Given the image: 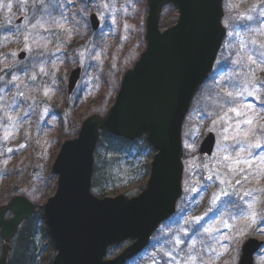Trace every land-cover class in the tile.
I'll list each match as a JSON object with an SVG mask.
<instances>
[{"label":"rangeland","instance_id":"obj_1","mask_svg":"<svg viewBox=\"0 0 264 264\" xmlns=\"http://www.w3.org/2000/svg\"><path fill=\"white\" fill-rule=\"evenodd\" d=\"M222 7L226 35L217 64L182 126L176 213L126 264H238L251 238L262 243L253 264H264V147L247 146L257 140L264 146V0H223ZM92 14L99 21L95 32ZM177 14L166 6L161 28L175 24ZM146 18L145 0H0V207L12 199L14 186L37 207L54 195L51 166L62 143L77 136L85 118L104 114L113 103L123 74L145 48ZM77 68L80 78L68 94ZM209 133L215 144L206 157L199 148ZM136 152L111 154L117 178L133 181V170L154 155L147 150V158H133ZM142 176L129 183L135 195L147 182ZM117 195L125 194L109 197ZM49 241L47 234L38 237L39 264L55 255Z\"/></svg>","mask_w":264,"mask_h":264},{"label":"water","instance_id":"obj_2","mask_svg":"<svg viewBox=\"0 0 264 264\" xmlns=\"http://www.w3.org/2000/svg\"><path fill=\"white\" fill-rule=\"evenodd\" d=\"M222 4L223 0H145L144 51L123 74L111 107L103 115L85 118L77 137L63 142L51 166L56 190L41 209L56 252L51 264H125L175 214L182 194V125L226 35ZM168 5L175 7L178 16L175 24L162 29L161 13ZM89 22L96 31V16L90 15ZM24 58V53L18 55ZM79 77V68L70 73L68 94ZM101 132L130 142L145 137L154 149L148 182L137 196L92 194L94 151ZM214 142L209 133L200 154L210 156ZM37 209L21 195L0 207V264H6L9 244L21 223ZM125 241L131 243L105 259L108 248ZM261 246L253 238L246 240L238 264H253Z\"/></svg>","mask_w":264,"mask_h":264},{"label":"trees","instance_id":"obj_3","mask_svg":"<svg viewBox=\"0 0 264 264\" xmlns=\"http://www.w3.org/2000/svg\"><path fill=\"white\" fill-rule=\"evenodd\" d=\"M57 119L62 122L61 116H58ZM103 147H105V149H103ZM97 148L99 151H97ZM97 148L94 154L95 164L91 186L93 195L98 198H104L123 192L126 196H134L136 193L133 188L129 187V183H137L138 180L141 179L142 175L147 178L149 162L147 163L146 161H142L139 171L136 172L133 170V181H130L129 179H120L117 178L114 171L111 170L114 165L113 162L116 160L111 158V154L122 152L121 154L126 153L130 155L131 153L129 152L136 149L137 152L133 158L140 157L144 159L147 158V156H151L152 149L148 143L144 139H139L133 143H129L123 139H117L108 134L102 133L98 141ZM102 150H104V153H102ZM147 150H150V155L146 156L144 151ZM152 152L154 151L152 150ZM24 192L26 191H21L18 186H14L10 189L9 196L14 197L17 195H24ZM41 234H46V229L44 227L41 209H38L30 218L20 225L17 233L13 237L10 243V252L7 264H39L40 252L38 250V237ZM48 245L53 251L50 241L48 242ZM117 249L118 248L116 247L110 248L107 252V257H111L115 254ZM51 260V258L48 259L47 264H50Z\"/></svg>","mask_w":264,"mask_h":264},{"label":"snow or ice","instance_id":"obj_4","mask_svg":"<svg viewBox=\"0 0 264 264\" xmlns=\"http://www.w3.org/2000/svg\"><path fill=\"white\" fill-rule=\"evenodd\" d=\"M7 7L9 8V10H11V7H12V5L11 4H9V5H7ZM261 57H262V59H261V61H260V63L261 64H264V53H261ZM249 59L251 60V57H249ZM253 63H256V61H252ZM247 89H245V91H246ZM47 94V93H46ZM249 95H252V93L251 92H249L248 93ZM228 95L229 96H231L232 95V93H228ZM233 111H237L236 109H233ZM240 113L237 111V115H239ZM246 123H251V121H246ZM245 136H247V133L245 134ZM238 143H239V141H238ZM248 148H252V149H261L262 147H264V146H262V144L259 142V140H257V142L256 143H251V142H248ZM241 151H244L245 149H244V147L242 146L241 147V149H240ZM9 151H12L11 149L9 150ZM252 155V153L251 152H249V156H251ZM226 159H227V157H226ZM244 162H247V161H244ZM262 162H264V158H262ZM212 177L211 176H209L208 177V179H211ZM237 182H239V181H237ZM245 195H247V193H245ZM215 199L216 198H214V200H213V202H215ZM249 207H251V205H249ZM201 218H196V223H199V220H200ZM205 231L206 232H210L211 231V229H205Z\"/></svg>","mask_w":264,"mask_h":264}]
</instances>
